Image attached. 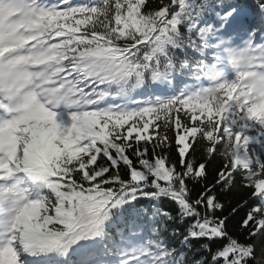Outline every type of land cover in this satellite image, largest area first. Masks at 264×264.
<instances>
[{
	"label": "snow or ice",
	"instance_id": "obj_1",
	"mask_svg": "<svg viewBox=\"0 0 264 264\" xmlns=\"http://www.w3.org/2000/svg\"><path fill=\"white\" fill-rule=\"evenodd\" d=\"M0 264H264V0H0Z\"/></svg>",
	"mask_w": 264,
	"mask_h": 264
}]
</instances>
